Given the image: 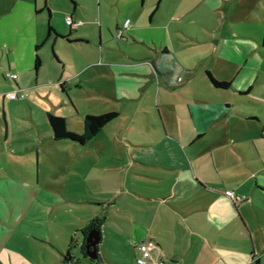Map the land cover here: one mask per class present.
I'll return each mask as SVG.
<instances>
[{"label":"crops","instance_id":"obj_1","mask_svg":"<svg viewBox=\"0 0 264 264\" xmlns=\"http://www.w3.org/2000/svg\"><path fill=\"white\" fill-rule=\"evenodd\" d=\"M3 7L19 13L13 29L18 59L11 64V39L5 53L8 69L33 68L34 45L47 31L45 26L39 36L42 19L36 12L46 9L47 22L50 17L56 31L71 38L50 35L45 41L52 40V54L62 64L58 70L51 67L53 81L65 82L66 64L76 57L82 61L67 75L74 82L82 83L78 75L84 71L109 75L117 87L106 92V82L95 81L96 93L122 97L125 105L141 99L147 103L143 122L150 139H128L130 146L140 152V145H151L150 152L163 154L140 155L135 173L127 168L121 175L90 172L84 181L73 176L71 181L40 182L35 148L34 175L1 173L0 180H18L28 191L34 187L28 205L42 187L56 198L40 196L48 208L30 213L3 211L7 200L0 195V264H140L135 246L141 248L148 239L154 242L152 256L163 264H264V0H9ZM66 15L74 24L66 22ZM109 33L130 38V46L112 43ZM97 37L91 52L89 43ZM40 70L41 64L35 75ZM207 71L230 84L214 86ZM12 79L22 88L19 74ZM0 94L4 108L8 96ZM3 108L0 142L12 145ZM119 112L84 143L53 138L49 124L46 134L81 150ZM111 146L98 148L99 157L113 151ZM118 165L100 163L109 169ZM87 182L107 196L88 193ZM225 189L239 196L233 199ZM70 199L96 206L67 204ZM61 202L66 204L58 206ZM109 205L116 211H109ZM92 217L103 218L96 258L82 251L88 230H79Z\"/></svg>","mask_w":264,"mask_h":264},{"label":"rangeland","instance_id":"obj_2","mask_svg":"<svg viewBox=\"0 0 264 264\" xmlns=\"http://www.w3.org/2000/svg\"><path fill=\"white\" fill-rule=\"evenodd\" d=\"M9 0H0V5L7 6ZM0 6V92L5 93L7 90L17 88L15 81L6 77L3 78L2 73L15 72L19 74L22 80L25 82L21 84L24 96H19L17 98H5L6 105L1 107V94H0V130L4 127V122L1 118L2 108L6 114V121L11 132L12 145L9 143L4 144L0 142V174L5 173L6 175L15 174L18 177L25 176L28 172L34 175V163H35V148L38 150V175L40 182L47 181L59 182L63 178H67L71 181L73 176H77L83 181L85 178L92 175L101 176L106 172L114 170L115 174L121 175V172L129 168L130 173H135L133 164H142L140 161V155L146 157H153L155 155L161 156L163 153L150 152L148 149H153L151 145L141 146L143 148L140 152L135 148V145L128 142H135L136 139L142 138L148 140L150 139V132L145 126L146 123V102L141 99L139 104L137 102L125 105V99L120 97L119 99L114 98L109 94H99L96 93V86H94L95 81L106 82V92L116 88L114 79L109 75L104 73H89L88 71L81 72L78 75V79L82 83L74 82L72 77H68L72 73V65L80 64V57H76L74 62H68L65 68V72L61 80H64V89L60 87L57 81L54 80L55 71H52V66L55 65L57 70L60 66L62 68L61 62H58L52 54L51 45L52 40L44 42L38 48V53L41 58V72L35 75L34 69L29 67L26 71H20L14 68H7L5 53L8 48L13 44L11 39L15 40V45L13 52H11V64L14 65L18 59L17 52V29L19 23V13L15 16L14 13L4 12L2 10H8L7 7L2 8ZM107 10V9H106ZM110 11V10H108ZM1 12H4L1 14ZM41 15V20L38 23L41 25V31L39 33L43 34L45 26H47V10H42V12L37 11L36 16ZM114 28V25H113ZM23 34L24 31L22 29ZM126 32V31H125ZM42 36V35H41ZM127 36V32L125 33ZM124 36V37H125ZM109 37L113 40L112 43L119 44L127 48L130 46L129 41L124 40V37L117 38L109 33ZM41 38V37H40ZM117 40V41H116ZM98 41L91 40L90 50L95 47ZM10 44V46H9ZM9 46V47H8ZM54 47V46H53ZM55 50V49H54ZM96 65H93L94 69ZM6 71V72H5ZM68 75V76H67ZM36 76V77H35ZM77 79V77H76ZM49 80L47 82L41 83L42 81ZM38 82V83H37ZM104 87V86H103ZM122 95H125L122 93ZM50 110L55 114L62 115L64 117L66 130H73L79 132L82 129V119L85 112L88 113H101L108 110H116L119 112L121 110L119 117L111 122L108 126L104 128L95 139L91 142H86L81 150L74 149L73 147L63 144L55 143L49 137H47L48 123L45 111ZM142 115V118H141ZM113 145L114 150L109 153H103L102 157H99L97 152L98 148L109 147ZM171 154H175L171 151ZM34 162V163H33ZM105 162H115L121 165L116 166L117 168L109 169L108 167L100 166V163ZM66 163V164H65ZM5 167H2L4 166ZM69 166V171L74 174H66L61 169L63 166ZM130 165V167H129ZM75 166V167H72ZM76 170V171H75ZM118 181L120 179H116ZM130 178L128 177V183ZM20 181L14 180L12 183H4L0 180V195L5 196L7 202L4 204L3 211H37V208L46 207L48 208V203L42 202L41 197L44 199L56 198L55 193L50 190L49 195L43 192L44 188H40V192L36 198L33 200L31 205H28L26 199L35 195V188L31 191L25 190L26 185L18 184ZM88 193H99V191L92 188L89 182L85 183ZM2 193V194H1ZM102 196H107L103 193H99ZM25 196V197H24ZM41 196V197H40ZM25 198V199H23ZM67 204L82 206L84 208L95 207L96 203H90L88 201H65ZM66 203H58V206L65 205ZM122 204V203H119ZM115 205H109V211H116ZM119 206V205H118ZM51 209V206H49ZM101 208L103 206H100ZM99 207V208H100ZM135 246V244H134ZM111 249L115 250L112 246ZM136 251L142 248L135 246ZM151 252V251H150Z\"/></svg>","mask_w":264,"mask_h":264},{"label":"trees","instance_id":"obj_3","mask_svg":"<svg viewBox=\"0 0 264 264\" xmlns=\"http://www.w3.org/2000/svg\"><path fill=\"white\" fill-rule=\"evenodd\" d=\"M49 18L47 22V31L45 38L41 42L36 43L34 45L35 52H34L33 69L35 73H37L38 68L41 64V58L37 50L40 47V45L43 44L50 35H55V36L58 35L66 38L67 40H71V38L68 37V34H62L57 32L56 29L51 24ZM207 75L214 86L227 87L230 84L228 80L218 79L214 77L209 71H207ZM59 85L62 89H64L62 81H59ZM45 114L53 138L55 139L67 138L70 140L77 141L79 143H84L87 139L92 137L104 124H106L107 122L112 120L115 116H117L118 113L116 110H108L96 114L87 112L83 115V119H82L83 127L82 130L79 132H75L73 130H66L64 117L62 115L55 114L50 110H46ZM102 219H103L102 217H92L88 221L87 225L81 227L79 230H81L82 233H85L87 230H89L92 227L98 228ZM67 250H69V247ZM82 251L84 252L83 247H82ZM65 255L68 259H70L69 251H67ZM255 263L259 264L258 260H256Z\"/></svg>","mask_w":264,"mask_h":264},{"label":"built area","instance_id":"obj_4","mask_svg":"<svg viewBox=\"0 0 264 264\" xmlns=\"http://www.w3.org/2000/svg\"><path fill=\"white\" fill-rule=\"evenodd\" d=\"M65 20L67 23L74 24L73 20L71 19V17L69 15L65 16ZM128 21H129V19L126 18L124 20V25H126ZM5 76L15 78L16 74L13 72H6ZM5 95L8 97H11V98L24 96V91H23V88L18 87L16 89L6 91ZM225 193H227L233 199L236 198L237 196H239V195L235 194L231 189H225ZM153 245H154V242L151 239L146 240L144 245L141 247L142 252L139 255H136L135 259L138 263H140V264H163L160 261H158L157 258L152 256L150 250L153 247ZM170 264H178V263L173 262Z\"/></svg>","mask_w":264,"mask_h":264},{"label":"water","instance_id":"obj_5","mask_svg":"<svg viewBox=\"0 0 264 264\" xmlns=\"http://www.w3.org/2000/svg\"><path fill=\"white\" fill-rule=\"evenodd\" d=\"M121 30L122 28L118 30L117 37L121 36ZM99 233V228L92 227L84 235V251L91 258L97 257V242L99 239Z\"/></svg>","mask_w":264,"mask_h":264},{"label":"flooded vegetation","instance_id":"obj_6","mask_svg":"<svg viewBox=\"0 0 264 264\" xmlns=\"http://www.w3.org/2000/svg\"><path fill=\"white\" fill-rule=\"evenodd\" d=\"M82 247H83V249H85V247H84V239H83V244H82Z\"/></svg>","mask_w":264,"mask_h":264}]
</instances>
